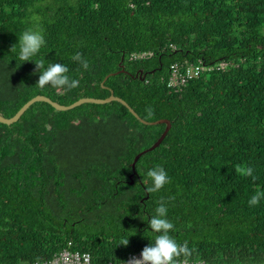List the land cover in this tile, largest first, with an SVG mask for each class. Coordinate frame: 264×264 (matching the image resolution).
Listing matches in <instances>:
<instances>
[{
  "label": "trees",
  "instance_id": "trees-1",
  "mask_svg": "<svg viewBox=\"0 0 264 264\" xmlns=\"http://www.w3.org/2000/svg\"><path fill=\"white\" fill-rule=\"evenodd\" d=\"M36 25L45 44L34 59L66 65L77 87H41L35 62L19 60L18 37ZM174 64L205 70L170 86ZM111 91L142 119L172 123L135 175V156L166 125L118 102L67 112L38 102L0 123V264L66 249L128 264L156 235L147 221L161 200L186 248L177 264H264V200L248 203L264 191V0H0L1 115L38 95L69 106ZM155 166L170 182L148 194ZM248 166L256 179L237 171Z\"/></svg>",
  "mask_w": 264,
  "mask_h": 264
},
{
  "label": "clouds",
  "instance_id": "clouds-1",
  "mask_svg": "<svg viewBox=\"0 0 264 264\" xmlns=\"http://www.w3.org/2000/svg\"><path fill=\"white\" fill-rule=\"evenodd\" d=\"M18 43L19 60L24 62L34 61L36 64L39 73L37 85L41 87L50 85L54 88L66 87L69 89L78 86L79 81L68 75L69 68L66 65L56 62L45 67L43 59H34L45 44V37L42 29H40L38 25L25 29L18 37ZM134 56L138 57L137 54ZM140 57H146V55L142 54ZM72 59L74 61H80L84 69L88 68V61L82 59L79 53H76ZM221 64L224 66L226 65L225 63ZM221 64L212 70H219ZM175 65L177 64L172 66ZM171 77L172 71L170 79ZM237 171L243 175L256 179L254 168L252 166L237 168ZM142 182L145 185V191L148 194H152L159 192L167 183H169L170 177L164 167L155 166L147 170ZM262 200H264V191H256L250 197L248 203L249 206H256L259 205ZM147 222L149 228L155 232L156 235L150 240L151 243L142 250L140 258L134 257L128 261V264H177L175 258L178 257L181 252L186 251V248L179 245L173 236L170 235V230L174 228V224L168 218V207L163 200L158 202L154 213L150 216V219H148ZM128 243L129 239L123 241L121 244L127 245Z\"/></svg>",
  "mask_w": 264,
  "mask_h": 264
},
{
  "label": "water",
  "instance_id": "water-1",
  "mask_svg": "<svg viewBox=\"0 0 264 264\" xmlns=\"http://www.w3.org/2000/svg\"><path fill=\"white\" fill-rule=\"evenodd\" d=\"M122 72H125V71L122 70V71H120V72H118L116 74H112V75H117V74H120ZM141 73H143V71H141ZM108 78H109V76L105 78L103 84L106 82V80ZM38 102L47 103V104L51 105L55 110H57L59 112L71 111V110H73V109H75L77 107H80L82 105H85V104L104 105V104H109V103H112V102H118V103L122 104L124 107H126L130 111V113L144 125H150V126L161 125V124L166 125V128H165L163 134L155 142V144L153 146H151L150 148L140 152L137 156H135L134 161H133V163L131 165L132 170L134 172V175L136 174V165H137V162L139 161V159L143 155H145V154H147L149 152H152L155 149H157L161 145V143L164 141V139L166 138V136L168 135L169 131L172 128L171 121H169L167 119H161V120H158V121H155V122H149V121H146V120L142 119L129 106V104L126 101H124L123 99L115 96L112 91H111L110 96L105 98V99L81 98V99H79L78 101H76L75 103H73V104H71L69 106L60 105L59 103L52 101L50 98H48L46 96L38 95V96L34 97L33 99H31L30 101H28L25 105H23V107L12 118H6V117H4L3 115L0 114V123L4 124V125H7V126H11V125L17 123L22 118V116L27 112V110L32 105H34L35 103H38ZM132 178H133V175L130 176V179H132ZM133 183H134V181L130 182V184H133Z\"/></svg>",
  "mask_w": 264,
  "mask_h": 264
},
{
  "label": "built area",
  "instance_id": "built-area-1",
  "mask_svg": "<svg viewBox=\"0 0 264 264\" xmlns=\"http://www.w3.org/2000/svg\"><path fill=\"white\" fill-rule=\"evenodd\" d=\"M224 67L225 66L221 64L219 66V69ZM204 70L205 67L201 65L198 66L191 65L187 67L185 73L183 74L179 70L178 65L172 66V77L170 79V86L184 85L185 83L188 82V80L202 74ZM134 257L140 258V254L130 256L129 261ZM42 264H91V257L87 253L73 252L66 249L63 252H61L59 255H57L52 261L45 262Z\"/></svg>",
  "mask_w": 264,
  "mask_h": 264
}]
</instances>
